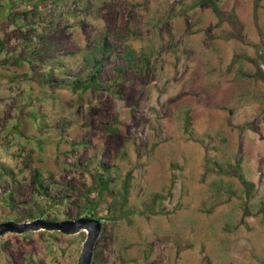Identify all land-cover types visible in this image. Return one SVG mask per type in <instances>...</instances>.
<instances>
[{"label": "rangeland", "instance_id": "374dc122", "mask_svg": "<svg viewBox=\"0 0 264 264\" xmlns=\"http://www.w3.org/2000/svg\"><path fill=\"white\" fill-rule=\"evenodd\" d=\"M216 1L0 0V222L76 219L99 175L91 264H264V0ZM35 169L56 206L32 218ZM85 237L6 232L0 264H76Z\"/></svg>", "mask_w": 264, "mask_h": 264}, {"label": "trees", "instance_id": "16d2710c", "mask_svg": "<svg viewBox=\"0 0 264 264\" xmlns=\"http://www.w3.org/2000/svg\"><path fill=\"white\" fill-rule=\"evenodd\" d=\"M204 1H206L209 4V6L212 8L215 15L220 19L222 16V12L219 8L217 1L216 0H204ZM108 57H109V48L107 45V41L104 37H102L101 45L94 52V55H92V57L90 58V60L93 61V63L92 65L88 67V73L84 74L85 79H83V75L81 74L77 75L71 81V84L75 86L82 85L83 89H87L88 87L95 85L98 79V73H100V66L108 60ZM130 59H131L130 54L126 53L125 56H121L119 58L118 62L114 63L112 68L115 70L116 73H119V74L123 73L124 69L126 68V65L130 62ZM43 78H45L49 82L54 81L51 75H46ZM190 124H191L190 116L186 113L184 117L183 131L185 134H187L188 139L193 138L191 134ZM103 169L107 170L106 167H103ZM8 172L11 173V169L9 167L3 166L0 174L5 176L8 174ZM230 172H232V174L237 177L239 182L243 185V189L245 190V192L250 195V193L253 190L254 183L246 179V177L244 176L241 170L240 163L237 162L236 164H234L231 167ZM96 180L98 184L100 185V188L98 189L97 193H95V195H93L92 197L90 196V193L88 192L84 193V201H82L84 206H83V209L77 213V215L75 216L76 218L81 217V216H90V217H95L99 219L110 218L108 215V212L102 216L97 215V211H98L99 204H100V195L102 194L104 190L108 189V180H105L99 177V175L96 177ZM46 181H47L46 177L43 175V173L39 169H35L33 171V184H34L33 188L35 192L37 193V195L39 194L44 195L47 198V203L44 206H41L40 204L37 205L34 213L31 215L32 218L44 216L54 206H56V197L49 195V192H48L49 183H47ZM5 201L9 209H14L15 205L13 202L12 193L7 195ZM110 205L112 207V204ZM110 205H108V207H110ZM109 211L115 212L114 210L112 211V209H110ZM7 216L5 218L9 219V217ZM69 217L70 216L67 215L65 218L68 219ZM58 219L59 218L57 216H54L51 218V221H57Z\"/></svg>", "mask_w": 264, "mask_h": 264}, {"label": "water", "instance_id": "95a60500", "mask_svg": "<svg viewBox=\"0 0 264 264\" xmlns=\"http://www.w3.org/2000/svg\"><path fill=\"white\" fill-rule=\"evenodd\" d=\"M102 228L101 220L90 216H81L76 219L48 221L35 219L31 222H14L11 220L0 222V235L6 232L23 233L28 230H57L64 234L86 232L76 264H91L94 244Z\"/></svg>", "mask_w": 264, "mask_h": 264}]
</instances>
